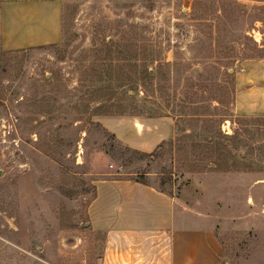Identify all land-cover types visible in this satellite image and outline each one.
<instances>
[{"label":"rangeland","instance_id":"374dc122","mask_svg":"<svg viewBox=\"0 0 264 264\" xmlns=\"http://www.w3.org/2000/svg\"><path fill=\"white\" fill-rule=\"evenodd\" d=\"M60 5L58 43L0 51V264H100L87 208L110 179L202 212L216 264H264V115L234 111L239 62L264 57V0ZM104 116L168 117L173 135L140 151Z\"/></svg>","mask_w":264,"mask_h":264},{"label":"crops","instance_id":"0c3cea01","mask_svg":"<svg viewBox=\"0 0 264 264\" xmlns=\"http://www.w3.org/2000/svg\"><path fill=\"white\" fill-rule=\"evenodd\" d=\"M60 38V0H0V51L53 45ZM234 111L264 115V57L239 62ZM98 122L129 147L144 152L173 135L168 117L144 122L104 116ZM87 213L92 228L103 235L100 264L217 262L213 223L181 197L151 185L133 179L101 180Z\"/></svg>","mask_w":264,"mask_h":264},{"label":"trees","instance_id":"16d2710c","mask_svg":"<svg viewBox=\"0 0 264 264\" xmlns=\"http://www.w3.org/2000/svg\"><path fill=\"white\" fill-rule=\"evenodd\" d=\"M125 151H126V152L129 151V152H131V153H135V154H139V155H143V156L145 155L144 153H141V152H139V151H137V150H131V149L126 148V147H125ZM139 182H141V181H139ZM141 183H143V182H141ZM144 184H145V183H144Z\"/></svg>","mask_w":264,"mask_h":264}]
</instances>
